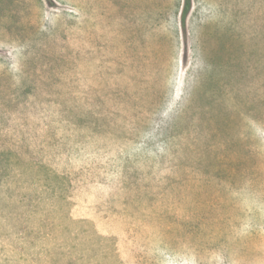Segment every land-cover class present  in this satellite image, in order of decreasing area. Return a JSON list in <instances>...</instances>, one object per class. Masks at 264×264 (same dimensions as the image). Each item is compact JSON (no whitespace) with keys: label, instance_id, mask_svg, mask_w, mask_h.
Instances as JSON below:
<instances>
[{"label":"rangeland","instance_id":"374dc122","mask_svg":"<svg viewBox=\"0 0 264 264\" xmlns=\"http://www.w3.org/2000/svg\"><path fill=\"white\" fill-rule=\"evenodd\" d=\"M0 0V264H264V0Z\"/></svg>","mask_w":264,"mask_h":264},{"label":"trees","instance_id":"16d2710c","mask_svg":"<svg viewBox=\"0 0 264 264\" xmlns=\"http://www.w3.org/2000/svg\"><path fill=\"white\" fill-rule=\"evenodd\" d=\"M189 5H190L189 0H186L185 1V12L184 13H186V11L188 10Z\"/></svg>","mask_w":264,"mask_h":264}]
</instances>
